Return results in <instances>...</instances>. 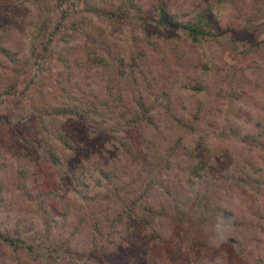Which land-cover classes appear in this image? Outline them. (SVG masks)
I'll return each instance as SVG.
<instances>
[{
  "label": "rangeland",
  "instance_id": "rangeland-1",
  "mask_svg": "<svg viewBox=\"0 0 264 264\" xmlns=\"http://www.w3.org/2000/svg\"><path fill=\"white\" fill-rule=\"evenodd\" d=\"M88 1L63 4L68 23ZM206 1L133 0L131 8L158 3L186 19ZM38 9L35 0H0V44L10 50L0 51V230L31 226L19 246L0 239V264H264V0L215 2L210 33L198 41L148 19L145 29L147 17L113 24L106 41L119 54L115 67L93 63L87 50L103 52L106 43L79 32L43 49L27 23ZM140 93L154 101V124L140 123L138 135L121 127ZM69 99L100 100L103 111L124 114L107 126L94 121L98 113L87 121L67 114L81 153L65 151L54 163L42 140L33 146L17 133H35V116ZM123 137L145 151L141 158L128 155ZM206 145L215 147L206 152L213 171L192 178ZM74 166L89 183L81 191L60 179ZM101 168L115 174L113 183L93 185ZM147 205L161 212L152 218ZM179 207L184 226L174 219Z\"/></svg>",
  "mask_w": 264,
  "mask_h": 264
},
{
  "label": "trees",
  "instance_id": "trees-1",
  "mask_svg": "<svg viewBox=\"0 0 264 264\" xmlns=\"http://www.w3.org/2000/svg\"><path fill=\"white\" fill-rule=\"evenodd\" d=\"M16 1L22 2V0ZM35 1L38 3L39 9L36 15L32 16V19L28 20L27 23L32 26L31 30L33 33H35L34 36L42 35V39L44 42L43 49H48V46L49 44H51L52 39L56 38V36H59L61 33L66 35L70 32H79L85 37L86 41L92 43H96L97 41H99L100 43H106L103 52L92 49L87 50L86 54L93 63H100L103 66L115 67L116 61L119 59V54L113 53V50L112 48H110V45L106 41V39L110 37V29H112L115 25L121 24L122 20H124V22L126 21L136 23L135 21L138 20L139 17H147L142 20L146 21L148 19V21L152 23L153 27H161L166 31H175L176 29H181L188 37H190L191 40L198 41L201 38L207 36L210 33V28L213 26V17L211 15V8L213 4L215 2H221L224 0H207L204 3L200 2L198 3V6H194L190 17L186 19H180L176 15V13L170 12L167 8H164L161 4L159 5L158 3L154 4L152 8L150 7V9H144L140 4L137 5L136 8H131V4H134L133 0H90L86 3L87 5H85L84 3L85 12L80 15V18L77 21H73L71 23H68V20L66 19L68 10L65 5H63L67 0ZM145 23H147V21ZM150 26L151 25H148L147 23L145 25V29H148ZM108 27L109 31L106 32V35L104 30ZM0 51L6 54H10V50L2 44H0ZM59 58L61 59V57ZM61 60H63L62 70L67 71L69 66L67 58L64 59V57H62ZM199 65L202 68H211V66L206 62H200ZM193 87L199 88V85L195 83ZM89 101L90 100L75 101L71 99H69V101L67 102L60 101L61 103H58V105H56L53 109L44 111L39 116H35V133L22 130L19 131L17 135L19 137L23 136V138L28 137L27 139H25L28 141V143H31L34 137L37 140H42V149L44 151V154H46L50 161H53L54 163H60L62 161L63 156L65 157V151H67V153L71 152V154L73 152H78L80 154L81 147L80 145H78L73 135L76 131L74 128H71V122L67 120V118H65L67 114L72 115L78 121H87L90 120L92 116H94L93 114L98 113L101 114L102 117H94V121L100 122V124H103L104 126L107 124H105V122L108 119L111 120L112 118H114L115 121L118 122V124H121V117L122 114H124V112H120L118 110L103 111L104 109L100 100H98V102L96 100H91L90 102ZM134 101L132 105L135 103V107L132 115L126 117L123 120L129 121L130 125H128L127 127L123 126L121 128L123 130H126L127 132L136 131V133L140 135L141 133L136 130L140 126V123H144L145 125L154 124L150 113V110L154 107V101L145 99V97L141 93L138 95V97L134 98ZM108 124L110 128L116 129L117 125L113 123ZM231 130L233 134L240 133L236 127L231 126ZM182 136H184L183 132L179 133L177 138H181ZM240 137L244 140H247L249 138V134H243L240 135ZM123 138L124 139L121 140V144L128 155L136 159L141 158L145 151L140 148V146L137 147L138 149L133 148V146L129 145L128 139L126 137ZM34 144L35 143H33V146ZM204 149L205 154L194 161V163L190 167V174L192 178L200 175L202 170H207L209 173L213 171L214 159L212 158L211 160L206 152L215 153V147H212L211 149L206 145ZM248 163L252 166V168L250 167V169H254V164L252 162ZM81 166H83L84 168L85 164L82 163ZM76 168L77 167L74 166L72 169L62 173L60 179L71 184L68 185L71 186V189L75 191H81L83 190L81 184L85 183V185H88L89 183L84 180L83 173H76ZM114 176L115 174L112 175L110 170L101 168L98 172V175L93 177L95 182L93 183V185L103 184L104 178L106 180L105 183H113L112 178ZM240 176L242 179L243 175ZM47 190L50 193H53L54 196L61 195L59 191H54L52 187H48ZM136 199V197H131L129 204H126V207L130 208L129 205H135ZM204 205H206V202L204 203ZM144 210L151 212L152 218H154L157 213L161 212L160 209L152 208L150 205L144 206ZM58 211L64 215L65 213L70 211V206H63L61 211ZM144 215L142 216L144 217ZM183 216L184 211L180 207L177 208L174 219L176 223L181 226H184ZM29 228H31L30 225H23L21 227V230L17 229V231H15L16 234H9L4 230H0V239L10 245L19 246L26 242L25 239L22 238L23 236L21 232H25V230H28ZM69 244L70 242L67 245Z\"/></svg>",
  "mask_w": 264,
  "mask_h": 264
}]
</instances>
